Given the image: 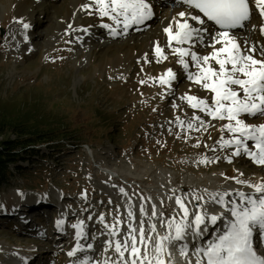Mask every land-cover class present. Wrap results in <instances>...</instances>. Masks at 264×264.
<instances>
[{
  "label": "rangeland",
  "instance_id": "1",
  "mask_svg": "<svg viewBox=\"0 0 264 264\" xmlns=\"http://www.w3.org/2000/svg\"><path fill=\"white\" fill-rule=\"evenodd\" d=\"M86 1L80 0L78 4ZM171 2L168 0L165 4ZM40 4L45 9L52 6L50 14H38ZM153 6L157 17L151 23V28L128 31L130 33L126 37H116L105 33L108 29L100 25L98 16L87 15L81 7L80 12L90 21L86 33L81 34L78 29L57 30V23L71 8L70 0L57 3L49 0H0L1 121L6 122V117H9L12 121L27 123L29 127L42 126L39 131L48 130L44 128L47 125L59 126L66 130L65 136L70 138L66 139V143L42 144L34 147L33 152L17 151L11 154L13 157L4 158L0 167V232L4 234L0 236L1 261L5 259L2 256L14 254L12 249L29 250L34 247L32 240L44 241L34 234L28 237L24 230L16 231L18 228L6 223L9 219L6 213L14 218L12 209L29 197L45 200L28 207L32 212L29 220L45 219L48 212L57 207V197L62 195L65 198L64 204L59 205H63L64 213L68 214L65 221L66 239L58 244L59 252L55 256H51L45 247L39 249L49 258L48 264L68 263L63 244L71 240L75 242L72 225L84 221L85 233V228H94L91 220L96 224L93 230L99 234V244L92 248L93 252H97V258L88 257L94 264H105L112 256L120 260L114 246L108 253L106 239L101 235L109 231L105 225L117 233L124 229L123 236H127L129 231L126 229L129 224L127 216L123 211L119 215L123 218L115 216L119 206L112 207L105 189L110 187L111 190L117 183H127L132 186L131 189L147 196L144 190L151 188V177L145 176L148 180L145 183L129 178L125 182L124 177L114 178L117 172L125 174L127 169H133L136 171L133 176L139 179L147 168L165 170L179 178L187 172L191 178H195L196 183L202 176L212 177L218 172H228L230 167L233 171L242 169L247 172L245 176L259 174L258 165L243 157L234 158L232 163L223 158L211 163L191 161L201 151H207L204 157L215 158L216 155L227 154L220 153L218 146L215 152L205 147L213 145L218 136L209 140L207 132L187 129L186 123L195 110L180 97L193 92L186 90V86L197 88L199 97L204 90L186 79L182 67L176 63L177 57L172 55L170 49L165 48L168 59L158 63L153 41L150 44L155 36L163 38V29L173 20L172 16L187 10L182 4L157 7L154 3ZM251 7V19L247 21L246 29L236 35L241 42L248 40L258 44L255 41L256 27L260 20L254 15L253 5ZM17 9L27 13L37 11V15L28 16L32 27L24 29L18 24L21 15L15 12ZM165 13L169 15L161 18ZM209 33L216 34L213 30ZM209 33L205 35V44L210 42ZM259 44L264 45V39ZM194 50L200 55L209 54V48L202 45H196ZM168 68L177 73V81L173 82L171 90L158 82ZM190 71L195 72V67H190ZM174 104L178 107H173ZM196 114L201 115L198 111ZM177 117L185 121L183 128L178 126ZM259 121L252 117L246 119L247 123L256 124ZM2 138L9 141L15 137L8 129L0 136V142ZM197 143L201 146L194 147ZM206 148L208 150L203 151ZM106 161L109 168L102 166ZM102 171L111 172L113 178ZM222 182L229 180L221 177L219 183ZM160 199L168 212H164L165 217L169 219L170 214L174 213L169 206L170 201L166 195H161ZM51 203L54 205H49ZM100 205L108 211L95 212ZM73 215L79 218L78 222L72 218ZM90 216L93 219H88ZM100 216L104 217V224L100 222ZM23 221H17V226ZM42 235L50 241L55 239L54 234ZM6 239L11 240V245L5 243L8 242ZM88 244L84 251L89 249ZM112 264H115L114 260Z\"/></svg>",
  "mask_w": 264,
  "mask_h": 264
},
{
  "label": "snow or ice",
  "instance_id": "2",
  "mask_svg": "<svg viewBox=\"0 0 264 264\" xmlns=\"http://www.w3.org/2000/svg\"><path fill=\"white\" fill-rule=\"evenodd\" d=\"M180 2L198 14L186 11L177 13L163 29L165 39L156 42L154 55L158 63L162 62L168 59L165 48L170 49L177 57L176 63L182 67L186 79L201 90L212 94L199 97L185 93L180 97L195 110L186 123L187 129L207 132L208 139H212L209 129L217 130L220 133L219 139L215 140L213 145H205L210 151L215 152L218 146L221 151L228 153L224 157L228 163H232L234 158L243 157L255 165L264 167V122L259 124L246 122L249 117L264 118V45L258 46L248 40L241 42L239 36L229 31L244 27L245 22L251 19V5L254 4L262 19L259 34L264 36V0H180ZM93 5L94 13L90 11ZM82 9L87 15L96 14L108 18L117 26L122 25L124 31L133 26L146 25L155 16L151 0H89V3L82 5ZM204 18L218 25L222 31L215 35L209 33V30L203 27L206 23ZM17 22L21 23L24 29L30 27L23 20ZM69 27L71 28V25ZM102 27L108 29L112 36L118 34L117 27H113L112 24L105 23ZM82 31L86 33L88 29L84 28ZM205 33H209L208 44H205ZM196 45L211 48V52L200 55L194 50ZM190 67H195L197 71H190ZM174 81H177V73L172 68H168L158 78V82L168 86L169 90ZM173 107L178 105L174 104ZM196 111L202 113L203 117L197 115ZM205 118L210 119L206 122ZM176 120L178 126L182 128L185 126L184 120L179 117ZM211 121L224 123L213 125ZM225 132L230 134V138L224 137ZM200 146V143L194 145ZM219 159H221L219 155L215 157V160ZM211 162L213 160H209L208 157H202L199 161ZM241 176L243 173L225 178L246 186L251 192L241 190L218 192L204 201L205 205H219L223 209L220 214L209 212L199 203L204 200L202 195L193 197L197 203L191 209L183 198L177 196L175 204L179 208L178 215L181 219L161 221V226L166 228L165 233L157 232L155 223L146 230L147 221L140 220L136 228L129 224L127 236L121 235L120 239L108 241V246L113 247L114 244V251L122 264H153V261L154 264H172L169 246L179 251L186 264H264V254H258L254 244V238L258 236L260 245L264 246V179L253 182L241 179ZM120 192L124 193V189L121 188ZM139 212L141 215H147L143 206H140ZM157 215L153 205L151 216ZM128 216L133 218L134 213L129 211ZM99 219L103 223L104 217L100 216ZM218 222L223 224L222 229L217 227ZM63 223V220L57 222L58 226ZM116 223L119 224L120 221L117 220ZM83 226L84 221L72 225L76 230L77 241L84 237ZM210 226L216 235L214 239L201 245L199 241L208 234ZM108 227L105 225V228ZM146 231L149 234L146 235ZM150 233L157 235L153 244L155 254L152 257H149L147 251L148 245L152 243ZM110 235L120 234L110 231ZM139 245H143V252ZM87 247L91 249L93 245L88 244ZM78 251H83L79 242L67 255L76 256ZM125 253L128 254L127 257ZM80 264H88V261L81 260Z\"/></svg>",
  "mask_w": 264,
  "mask_h": 264
},
{
  "label": "bare ground",
  "instance_id": "3",
  "mask_svg": "<svg viewBox=\"0 0 264 264\" xmlns=\"http://www.w3.org/2000/svg\"><path fill=\"white\" fill-rule=\"evenodd\" d=\"M49 1L50 2L52 1L53 3L60 2V0H49ZM78 1H80V0H70L71 8H68V12L65 14V16L63 17V19L61 21H59V23H57V25H56V29L57 30H61V28H67L68 31H74V30H77L78 29V30L81 31V34H82V33H84V31H82V29H84V28L89 29L90 28V23H89L90 21H88V18L85 17L84 13L80 12V9L82 8V5H84L86 3H89V0H87L84 3H82L81 5L78 4ZM151 3L153 4L154 1L151 0ZM178 4H182V3L181 2H178ZM38 6H39V13L38 14H40V15L42 13L50 14V10L49 9L53 8L51 6V7H49V9H47V8L45 9L44 8L45 6L42 5V4H40ZM94 9H95V5H93V8L91 9V11H93V13H94ZM188 9L189 10H192L190 8H188ZM17 11H18V15H21V17L18 20H23L24 22L28 23L30 25V27H32V24H30L31 20L29 21L28 16H35V14L37 13V11H33L34 13H27L26 11L25 12L20 11V9L15 10V12H17ZM192 11H194V10H192ZM194 12H195V14L197 13L196 11H194ZM256 14H258V17H259V19L262 22V19L259 16L258 10H257V13ZM96 16H98V15H96ZM98 17L100 18L99 21H100V25L101 26L103 24L107 23V24H112L113 27H117L118 34L116 35V37H120V36H125L126 37L127 35H129V33L132 30H136V29H143L144 30V28H151V23L154 21V19L157 16H154V18L152 20L148 21L146 25L139 26V28H138V26H133L132 28H129L127 31H124L123 30L122 25L121 26H117V25L113 24V22L111 20H109L108 18H106V17H104V18H102L100 16H98ZM173 17H175V16H173ZM261 22H260V24H261ZM18 24H21V23L18 22ZM69 25H71V28L69 27ZM208 29H210V28H208ZM128 31H130V32H128ZM134 32L137 33V31H134ZM105 33H109V30H105ZM152 33L153 32L150 33L151 36H152ZM256 34H258V36H257L258 38H262V36L259 34V32H256ZM28 35L29 34H26V36H28ZM164 39H165V33H164L163 38L162 37L161 38H158L156 36L153 37L150 40L151 41L150 44L153 41V45L155 46L156 42L164 41ZM145 43L147 44V42H145ZM146 44H144V48H145V45ZM259 45L260 44H258V46ZM173 46L176 47L175 44ZM217 47H220V45H217ZM144 48H143V50H144ZM210 52H211V48H210L209 53ZM139 55L142 56L141 53H139ZM144 57H145V55H144ZM125 59H128V57H126ZM121 61L122 60L120 59L119 60V63H118L119 65H120V62ZM98 67H99V65H98ZM173 84L174 83H172V86H173ZM167 88H168V86H167ZM185 88H186V90H193V92L188 93V95H197V93H198V89L197 88H193L191 86H186ZM210 95H212V94L211 93H208V92H206L204 90V94H202L201 97H206V96H210ZM201 116H203L202 113H201ZM209 119L210 118H205L206 122ZM262 122H264V118H260V121L257 122L256 124H259V123H262ZM211 123L213 125H216L218 123H224V122L211 121ZM209 131H211L213 138L215 136H218L219 137V135H220V133L217 130H213V129L210 128ZM223 135H224V137L226 139L227 138H230V134L229 133H226L225 132V133H223ZM205 150H208V149L206 148L203 151H205ZM230 151L231 150H229V152ZM220 153H226L228 155L227 152H224V151H221V150H220ZM206 154H207V151L206 152H202L201 151V154L198 155V156H195V157L193 156L192 157L193 160H191V161L193 163L199 162V160L202 157H204ZM219 156L221 158H223V159L225 157V155L224 156L219 155ZM208 157L211 158L212 160H215L214 157H211V156H208ZM102 166L104 168H109V163L106 161V163H104V164L102 163ZM262 170H264V167L261 166V170H260L259 174L258 173H254L252 175L245 176L247 174V172L243 171L242 169H240V170H234L233 171L232 167H230V171H228V172H222V173L218 172L219 174H217L215 176H212V177L202 176L201 178L198 179V181L196 183L195 182V178L194 177L191 178L187 174V172L182 173L183 176H181L179 178V177H176V175H172L171 173L166 172L165 170L158 171L156 169L147 168L142 173L141 179H139V178H136V177L133 176V174L136 173L135 170H133V169H127V173H125V174H123L121 171L120 172H117V176H115V179H120V178H123L124 177L123 179H124L125 182H128V180H126V179L129 178L130 180H133L134 182L145 183V182L148 181L145 178V176H147L148 178H150V177L152 178V180H151V188L149 190L148 189L144 190V193L147 194V196H145L143 193H139L137 191L134 192L133 190H131L132 186L128 185L127 183H124L122 186L124 187V189L128 190V192L130 193L131 197H135L137 200H138V198H141V199L144 200V202L147 203V206H144V209H145L147 215H144V218L141 216V220L147 221V223L145 224L146 230L148 229V227L152 223H155L157 225V232L163 234V233L166 232V228L165 227H162L160 225V223H161V221H164L163 220V218H164V212H166L165 214H167L168 212H167V210L165 209V207L163 205L162 199H160V196L161 195H163V196L166 195V197L168 198V201H170L169 202L170 208L171 209H174L176 211L179 209L178 206L175 204V198L177 196L183 198L185 200V203L191 209L193 207V205L195 203H197L193 199V197H195V196H201L202 195L204 197V200L203 201H199V203L201 205H203L204 207H206L208 205L209 206L211 205L212 206V210L213 211H216L217 205H212V204L205 205L204 204V201L208 200L209 197H210V195H213V194L218 193L220 191L221 192H225V191H231V190H233L234 192L236 190H241V191H245V192H251V189L247 188L244 185L236 184L235 181L232 180V179H227V180H229V182H222V184H221V183H219L221 177L223 179H226L225 177H234V176H238L240 173H243V176L240 177L241 179H247V180H250V181H253V182H259L261 179H264V177L261 175ZM102 173L104 174V171H102ZM260 177H263V178L260 179ZM199 181L201 182V184H199ZM152 183H153V185H152ZM117 184H119V183H117ZM119 185H121V184H119ZM229 185H231V186L230 187H227ZM236 186L237 187L238 186H241V188H237L236 189ZM134 193H136V195H134ZM156 195H158V196H156ZM226 198H228V197H226ZM57 199L58 200L59 199H62L63 200L62 204H64L65 198L62 195L61 196H58ZM98 199H100V196H99ZM126 199H128V198H126ZM40 201L41 202H45V200H43L41 198L29 197L25 201H22V203L20 205L15 206V208H19V209H21L20 211H23V212L24 211L29 212L28 207L29 206H32L34 204H38ZM46 202H48V201H46ZM94 203H96V202H94ZM49 205L53 206L54 203H51ZM153 205L155 206L156 212L158 214L156 217H152L151 216V211H152V206ZM112 207H115V206L112 205ZM123 210L124 209L121 207L119 209V211L116 212V215L115 216L118 217V218H120V219L123 218V216H119L120 215V212L123 211ZM125 210L128 213L129 211H132L133 209H132V207L125 205ZM107 211L108 210H107L106 207H102V205H100L95 212H97L99 214V213H103V212H107ZM110 211L112 212V210H110ZM214 213L220 214L221 212L217 211V212H214ZM7 214H8V216L11 215L10 213H7ZM23 214H25V213H23ZM49 214H50V212H49ZM160 214H162V215H160ZM72 218H74V217H72ZM24 222L27 223V220H24ZM90 223H93L94 224V228L93 229H95L96 224L94 223V220H91ZM40 224H43V221L40 222ZM133 224H131V225H133ZM138 224H139V222L136 224V227H138ZM217 227L220 228V229H222L223 228V224H221V223L218 222ZM86 229L87 228H85V230H84L85 231L86 238H94L93 234L94 233L95 234H98V232H94L93 229L92 230H86ZM16 231H20V230L19 229H16ZM123 234H124V229L121 231L120 235L117 236V239H120L121 238V235H123ZM147 234H149V233L146 231V235ZM150 234L152 236V243H150L148 245L147 251H148L149 257H152L155 254V249L153 247V244L155 243V241L157 239V235H156V233H150ZM3 235L4 234H2L0 232V236H3ZM214 235H216V232L215 231L211 235H209V232H208V234H206L203 239L211 238ZM100 238H102V237H100ZM64 240H65L64 238H61L60 242L63 243ZM6 241H8V242H5V243L8 244V246L11 245V240L10 239H6ZM32 242L34 243V246H36V247H38L39 244H41L40 241H33L32 240ZM60 242H58V243H52L49 240L48 241L46 240L45 244H43V245H45L46 251L49 254H51V256H55L59 252V249H58V245L57 244H61ZM71 242L70 243H67V244H63L64 245L63 249L67 253H68L69 250H72L73 248H75L77 242H79V244L82 246L83 251H84V247L87 244V243H84L85 242V237L82 238V239H79V241H76V242H74L73 240H71ZM82 243H84V244H82ZM259 244H260V242H259ZM139 246L141 247V251L143 252L144 251L143 245H139ZM190 246H191V243H190ZM101 249H103V248H101ZM171 249H172V247L169 246V251L170 252H172V251L174 252V250L171 251ZM11 251L14 254L13 255L12 254H9V255L6 254V256H2V259H3V257H5V259H3L4 261H1V259H0V261H1L0 264H18L19 260L23 257L24 253H27V250H20V249H12ZM83 251H80V252H83ZM95 252L94 253H90L88 256L93 257V258L94 257L97 258V256H96L97 255V252L96 253ZM259 252H258V254H259ZM40 253L41 252L39 251V249H36L35 259L38 257V255ZM78 253L79 252H77V254ZM108 253H110V251ZM175 253H177V255H180V253H178V252H175ZM127 255L128 254L125 253V256L126 257H127ZM189 255L191 256V251L189 252ZM67 257L69 259L67 264H73L72 262L76 258L75 257H69V256H67ZM171 257H172V264H186V261H185L184 257L181 258L180 261H177V260H174L173 259L175 257V255L173 253H171ZM193 259H194V257H193ZM113 260L115 261V264H122V262L120 260L118 261L113 256L108 261V264H112ZM153 264H154V261H153Z\"/></svg>",
  "mask_w": 264,
  "mask_h": 264
},
{
  "label": "trees",
  "instance_id": "4",
  "mask_svg": "<svg viewBox=\"0 0 264 264\" xmlns=\"http://www.w3.org/2000/svg\"><path fill=\"white\" fill-rule=\"evenodd\" d=\"M39 127L42 126L29 127L27 123L12 121L9 117H6V122L0 119V136L9 129L14 133L15 137L14 140L9 141L2 138L0 142V167L3 164L4 158L11 157L12 153L25 150L33 152L32 150L36 146L42 144L57 145L59 143H66V139H70L65 136L66 130L59 126L47 125L44 127L48 128L46 131H39Z\"/></svg>",
  "mask_w": 264,
  "mask_h": 264
}]
</instances>
